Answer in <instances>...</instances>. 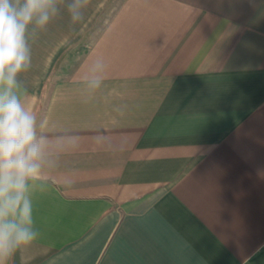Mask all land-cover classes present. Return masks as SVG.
<instances>
[{
    "label": "crops",
    "instance_id": "0c3cea01",
    "mask_svg": "<svg viewBox=\"0 0 264 264\" xmlns=\"http://www.w3.org/2000/svg\"><path fill=\"white\" fill-rule=\"evenodd\" d=\"M70 2L30 26L20 79L43 132L79 147L35 182L40 237L9 264H264V0H89L83 28Z\"/></svg>",
    "mask_w": 264,
    "mask_h": 264
},
{
    "label": "clouds",
    "instance_id": "9594fccd",
    "mask_svg": "<svg viewBox=\"0 0 264 264\" xmlns=\"http://www.w3.org/2000/svg\"><path fill=\"white\" fill-rule=\"evenodd\" d=\"M89 0H71L67 5L72 25L87 26L83 9ZM56 0H0V264H9L17 251L38 240L40 231L33 217V188L47 186L48 175L57 167L59 154L79 147L80 137L65 128L54 139L43 132L48 125L25 103L28 86L20 79L32 67V49L28 43L30 26L48 25L57 14ZM107 64L102 56L86 63L78 79L89 93L100 89L106 78ZM127 105L115 107L123 116ZM97 145L112 147L103 131L92 137ZM71 188L74 180L59 181Z\"/></svg>",
    "mask_w": 264,
    "mask_h": 264
},
{
    "label": "rangeland",
    "instance_id": "374dc122",
    "mask_svg": "<svg viewBox=\"0 0 264 264\" xmlns=\"http://www.w3.org/2000/svg\"><path fill=\"white\" fill-rule=\"evenodd\" d=\"M105 13H106V10L100 15V19H101V16L103 17ZM100 21H101V20L97 21V22L92 26L90 32H99V31H100V27H101V25H100Z\"/></svg>",
    "mask_w": 264,
    "mask_h": 264
}]
</instances>
